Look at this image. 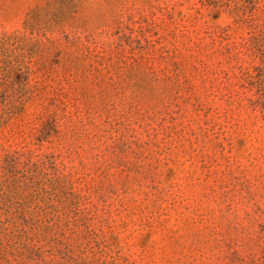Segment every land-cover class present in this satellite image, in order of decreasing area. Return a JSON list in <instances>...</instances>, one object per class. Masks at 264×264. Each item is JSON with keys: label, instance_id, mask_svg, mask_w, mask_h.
I'll list each match as a JSON object with an SVG mask.
<instances>
[{"label": "rangeland", "instance_id": "obj_1", "mask_svg": "<svg viewBox=\"0 0 264 264\" xmlns=\"http://www.w3.org/2000/svg\"><path fill=\"white\" fill-rule=\"evenodd\" d=\"M0 264H264V0H0Z\"/></svg>", "mask_w": 264, "mask_h": 264}]
</instances>
